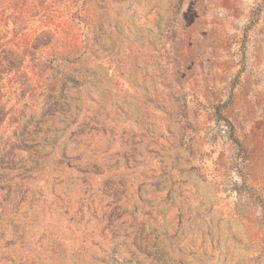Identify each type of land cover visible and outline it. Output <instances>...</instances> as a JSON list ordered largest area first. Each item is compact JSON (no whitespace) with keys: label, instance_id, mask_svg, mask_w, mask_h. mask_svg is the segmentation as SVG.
Segmentation results:
<instances>
[{"label":"rangeland","instance_id":"obj_1","mask_svg":"<svg viewBox=\"0 0 264 264\" xmlns=\"http://www.w3.org/2000/svg\"><path fill=\"white\" fill-rule=\"evenodd\" d=\"M145 38L171 52L174 87L154 107L177 116L203 214L119 231L103 213L83 217L74 236L43 231L44 218L26 216L8 191L0 264H264V0H0V166L17 145L50 163L59 155L44 146L110 130V105L96 98L110 89L80 80L92 64L101 74L102 61L85 56L142 50ZM79 238L91 249L67 260L63 243L74 251Z\"/></svg>","mask_w":264,"mask_h":264},{"label":"crops","instance_id":"obj_2","mask_svg":"<svg viewBox=\"0 0 264 264\" xmlns=\"http://www.w3.org/2000/svg\"><path fill=\"white\" fill-rule=\"evenodd\" d=\"M144 42L142 50L115 48L85 56L92 63L102 61L101 74L92 64L86 67L89 72L82 70L80 80L92 88L110 89V97H96L98 103L110 105V130L76 134L68 147L44 146L46 153L59 155L50 163L38 161L34 148L14 146V160L0 166V202L11 191L26 216L44 218L43 231L74 236L83 217L103 213L110 214V229L119 231L135 226L154 230L187 212L203 214L193 203L204 197L180 159L177 116L154 107L162 105L174 87L163 65L171 52L159 48L158 39L151 45L147 38ZM84 243L91 249L79 238L71 251L65 241L64 257L81 258Z\"/></svg>","mask_w":264,"mask_h":264}]
</instances>
